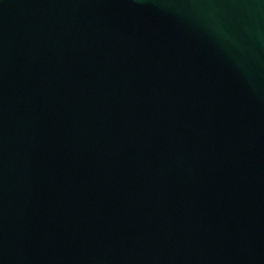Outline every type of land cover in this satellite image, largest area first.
Listing matches in <instances>:
<instances>
[{
	"label": "water",
	"instance_id": "95a60500",
	"mask_svg": "<svg viewBox=\"0 0 264 264\" xmlns=\"http://www.w3.org/2000/svg\"><path fill=\"white\" fill-rule=\"evenodd\" d=\"M0 264H264V0H0Z\"/></svg>",
	"mask_w": 264,
	"mask_h": 264
}]
</instances>
